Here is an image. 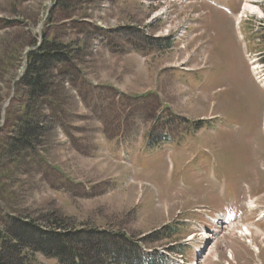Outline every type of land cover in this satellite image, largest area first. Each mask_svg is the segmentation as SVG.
<instances>
[{
    "label": "rangeland",
    "instance_id": "374dc122",
    "mask_svg": "<svg viewBox=\"0 0 264 264\" xmlns=\"http://www.w3.org/2000/svg\"><path fill=\"white\" fill-rule=\"evenodd\" d=\"M93 1L103 4L0 0V239L12 217L41 229L57 218L88 245L99 241L95 264H134V253L152 264H264V85L249 74L233 28L243 0L233 21L195 0L179 23L145 26L158 9L149 8L118 17L129 25L113 31L97 25ZM168 27L187 34L165 38ZM254 27L241 25L247 42L253 30L256 55L264 33ZM106 38L108 48L91 54ZM54 40L66 62L49 71L45 96L29 95L21 81L30 53ZM25 118L39 135L18 148ZM250 192L263 211L252 242L226 230L255 224ZM226 212L235 218L225 222ZM33 261L58 264L42 254Z\"/></svg>",
    "mask_w": 264,
    "mask_h": 264
},
{
    "label": "trees",
    "instance_id": "16d2710c",
    "mask_svg": "<svg viewBox=\"0 0 264 264\" xmlns=\"http://www.w3.org/2000/svg\"><path fill=\"white\" fill-rule=\"evenodd\" d=\"M62 48L63 46L57 42H45L39 51L31 53L28 65L29 74L23 79V84L31 90L32 94L37 93L44 96L48 92L45 80L54 64L61 60ZM31 126L29 121L19 122L16 131L19 146H31V140L39 135L37 127L31 128ZM48 226L49 228L41 229L33 219L11 218L9 227L3 235L4 239H0L2 240L0 242V264H33L34 256L38 253L48 258L58 259L60 264H88L87 262L95 264V257L102 253L97 247L99 241L88 245L90 241L87 238L82 239L84 237L80 236L75 226L70 228L69 223L62 219L56 218L48 223ZM87 232H92L89 233L91 236L106 234L96 230ZM130 247L133 250L132 246ZM134 255L137 260L134 264H139L142 259H138L139 256L135 253ZM151 262L142 261L141 264H152ZM98 263L105 264L101 261Z\"/></svg>",
    "mask_w": 264,
    "mask_h": 264
},
{
    "label": "crops",
    "instance_id": "0c3cea01",
    "mask_svg": "<svg viewBox=\"0 0 264 264\" xmlns=\"http://www.w3.org/2000/svg\"><path fill=\"white\" fill-rule=\"evenodd\" d=\"M141 0H113L112 8L116 11H123L120 16H128L129 11H138L140 9Z\"/></svg>",
    "mask_w": 264,
    "mask_h": 264
},
{
    "label": "bare ground",
    "instance_id": "6f19581e",
    "mask_svg": "<svg viewBox=\"0 0 264 264\" xmlns=\"http://www.w3.org/2000/svg\"><path fill=\"white\" fill-rule=\"evenodd\" d=\"M248 2L246 3V6L244 8L243 14H241V16L245 15L247 11H249L251 14H258L260 17H262V13L259 9H257L256 7H254L253 5L249 4V1L251 0H247ZM254 62V61H253ZM139 193V192H138ZM254 204L251 203V207H253ZM255 208V207H254ZM263 217V216H262Z\"/></svg>",
    "mask_w": 264,
    "mask_h": 264
}]
</instances>
